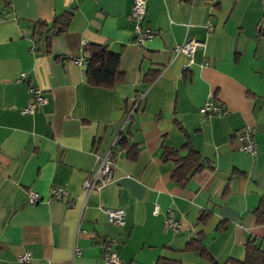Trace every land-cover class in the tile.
Instances as JSON below:
<instances>
[{"label": "crops", "instance_id": "0c3cea01", "mask_svg": "<svg viewBox=\"0 0 264 264\" xmlns=\"http://www.w3.org/2000/svg\"><path fill=\"white\" fill-rule=\"evenodd\" d=\"M145 1L154 35L139 44L133 0H0V264H23L17 257L24 251L27 264H104L108 249L120 264L160 257L212 264L186 249L190 241L213 264H230L243 259L249 238L264 248V225L253 214L264 196V0ZM66 11L63 32L34 34L36 22L51 25ZM188 40L195 42L192 60L176 51ZM89 43L120 53L123 82L106 88L86 81ZM30 86L47 102L23 113ZM208 100L223 112L202 113ZM131 105L138 106L134 158L114 148ZM247 128L255 155L240 148ZM164 147L195 149L203 168L177 184L174 162L161 158ZM109 149L112 179L85 190L98 170L95 155ZM53 187L66 195L53 197ZM34 191L40 200L28 204ZM107 208L125 211L122 226L107 221ZM203 210L211 214L201 223ZM169 218L174 229L165 225ZM220 222L227 227L218 230Z\"/></svg>", "mask_w": 264, "mask_h": 264}, {"label": "trees", "instance_id": "16d2710c", "mask_svg": "<svg viewBox=\"0 0 264 264\" xmlns=\"http://www.w3.org/2000/svg\"><path fill=\"white\" fill-rule=\"evenodd\" d=\"M71 14L66 11L60 15H56L51 25L44 24L41 21L36 22L34 34L41 35L46 33V39L60 34L67 28ZM83 53L85 59L83 75L90 85L112 88L124 81V73L120 69L119 52L112 51L107 44L89 43L84 45ZM137 107V105L135 107L131 105L125 108L126 130L122 131L114 144V148L126 150L130 158H134L139 151V145L133 144L130 141L134 128L133 123L136 121L134 112L138 111ZM185 150L186 153L181 154ZM112 154L114 155L113 150ZM161 158L164 160L171 159L174 162L175 169L172 173V179L181 186H185L191 176L202 169L204 164L200 153L191 147H181L179 149L164 147ZM210 214V211L203 210L198 221L201 223L206 222ZM253 214L256 222L264 225V196L259 199L257 206L253 210ZM226 227L227 224L224 222H220L217 226L218 230L225 229ZM186 249L199 250L200 255L210 260L213 264V258L201 243L190 241L186 245ZM229 262L230 264H264V248L257 244L255 239L249 238L244 245L243 259H230ZM155 264H181V262L160 257Z\"/></svg>", "mask_w": 264, "mask_h": 264}, {"label": "built area", "instance_id": "2783aa9c", "mask_svg": "<svg viewBox=\"0 0 264 264\" xmlns=\"http://www.w3.org/2000/svg\"><path fill=\"white\" fill-rule=\"evenodd\" d=\"M71 0H65L66 3L69 4ZM147 8H146V1L145 0H133L130 20L133 23L132 33L134 39L139 44H143L145 41L150 40L154 32L153 30L145 24ZM4 18H2L3 20ZM195 42L192 40L185 41L181 45L176 47L177 52H181L185 54L189 60H192V53L194 50ZM74 62L77 64L83 63L82 58H75ZM25 73H21V77H24ZM29 92L32 97V102H30L27 106L23 108V113H32L34 111V107L37 104H45L47 101L43 95L41 89L30 86ZM200 111L204 114L214 115L222 113V109L217 105V103L213 102V100L206 101ZM240 148L249 152L252 155L256 154V149L254 147L255 140L251 134L249 128L244 130V133L240 136ZM117 139L114 141V143ZM112 150L109 149L105 155H95L96 161L98 163V170L93 177H88L84 181V189L91 190L94 188H100L109 182L113 176V169H112ZM51 195L56 198H61L63 195H66V191L59 187H53L50 191ZM40 200V195L37 192H30L28 194L27 203L34 204ZM107 215V221L111 224L122 226L125 222V211L120 208H107L105 209ZM154 212H158L157 205L154 206ZM166 227L175 228L177 224L172 219H166L165 221ZM76 254H79V251H76ZM17 260L20 263L27 264L30 261V253L24 251L20 253L17 257ZM104 264H120V259L118 254L111 249H108L105 256L103 257Z\"/></svg>", "mask_w": 264, "mask_h": 264}]
</instances>
